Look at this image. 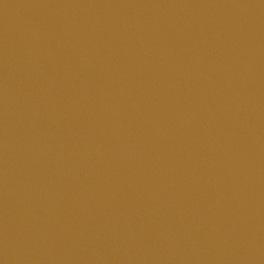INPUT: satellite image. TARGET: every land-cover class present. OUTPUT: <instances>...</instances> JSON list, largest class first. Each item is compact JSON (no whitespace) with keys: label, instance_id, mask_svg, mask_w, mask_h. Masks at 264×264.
Here are the masks:
<instances>
[{"label":"water","instance_id":"1","mask_svg":"<svg viewBox=\"0 0 264 264\" xmlns=\"http://www.w3.org/2000/svg\"><path fill=\"white\" fill-rule=\"evenodd\" d=\"M0 264H264V0H0Z\"/></svg>","mask_w":264,"mask_h":264}]
</instances>
